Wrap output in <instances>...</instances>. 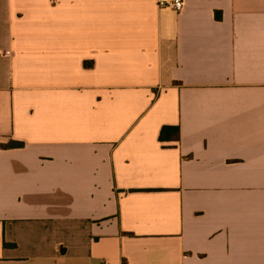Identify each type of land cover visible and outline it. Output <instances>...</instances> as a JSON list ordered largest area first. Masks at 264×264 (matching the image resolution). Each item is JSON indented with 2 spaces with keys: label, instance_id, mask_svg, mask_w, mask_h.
<instances>
[{
  "label": "crops",
  "instance_id": "0c3cea01",
  "mask_svg": "<svg viewBox=\"0 0 264 264\" xmlns=\"http://www.w3.org/2000/svg\"><path fill=\"white\" fill-rule=\"evenodd\" d=\"M161 1L0 0V264H264V0Z\"/></svg>",
  "mask_w": 264,
  "mask_h": 264
},
{
  "label": "trees",
  "instance_id": "16d2710c",
  "mask_svg": "<svg viewBox=\"0 0 264 264\" xmlns=\"http://www.w3.org/2000/svg\"><path fill=\"white\" fill-rule=\"evenodd\" d=\"M217 17L219 18V16ZM85 65H86V68L90 67V64L86 63ZM167 135L170 138H173V140L177 142L180 138L179 128L178 127H163L160 132V137H159L160 141L165 142ZM23 147H24V144L20 142H13L6 146H0V148H4V149L23 148Z\"/></svg>",
  "mask_w": 264,
  "mask_h": 264
},
{
  "label": "built area",
  "instance_id": "2783aa9c",
  "mask_svg": "<svg viewBox=\"0 0 264 264\" xmlns=\"http://www.w3.org/2000/svg\"><path fill=\"white\" fill-rule=\"evenodd\" d=\"M159 5L163 8H171L177 12H181L184 9L185 2L184 0H168L161 1Z\"/></svg>",
  "mask_w": 264,
  "mask_h": 264
}]
</instances>
